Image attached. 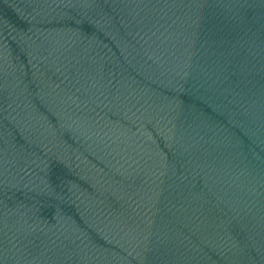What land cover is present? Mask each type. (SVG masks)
<instances>
[{
	"label": "water",
	"instance_id": "95a60500",
	"mask_svg": "<svg viewBox=\"0 0 264 264\" xmlns=\"http://www.w3.org/2000/svg\"><path fill=\"white\" fill-rule=\"evenodd\" d=\"M0 264H264V0H0Z\"/></svg>",
	"mask_w": 264,
	"mask_h": 264
}]
</instances>
